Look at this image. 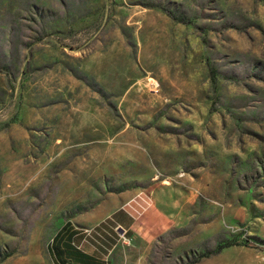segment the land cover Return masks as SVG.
Listing matches in <instances>:
<instances>
[{"label":"rangeland","instance_id":"rangeland-1","mask_svg":"<svg viewBox=\"0 0 264 264\" xmlns=\"http://www.w3.org/2000/svg\"><path fill=\"white\" fill-rule=\"evenodd\" d=\"M116 211L112 264H264V0H0V264Z\"/></svg>","mask_w":264,"mask_h":264},{"label":"crops","instance_id":"crops-1","mask_svg":"<svg viewBox=\"0 0 264 264\" xmlns=\"http://www.w3.org/2000/svg\"><path fill=\"white\" fill-rule=\"evenodd\" d=\"M132 222L134 219L131 215L116 211L105 220H100L97 224L85 228H76L70 223L68 227L70 235L67 241L61 240L63 242L59 241L51 249L50 240L60 228L59 226L45 241H27L22 253L7 259L3 264H80L69 254L71 251L102 264H112L115 257L114 244H112L115 236L119 229L126 233L133 227ZM63 243L68 246L64 247ZM230 251L233 249L228 248L227 252Z\"/></svg>","mask_w":264,"mask_h":264},{"label":"trees","instance_id":"trees-1","mask_svg":"<svg viewBox=\"0 0 264 264\" xmlns=\"http://www.w3.org/2000/svg\"><path fill=\"white\" fill-rule=\"evenodd\" d=\"M69 224L63 223L60 228L55 232V234L52 236L51 240H50V244L49 247L52 249L54 246H56V244L61 241V240H66L68 239L70 232L68 230ZM63 242V241H61ZM64 247H67L68 245L66 243H63ZM69 254H71L74 258H76V260L78 261V263L80 264H102L100 262H96L92 259L87 258L86 256H83L82 254H79L77 252L71 251Z\"/></svg>","mask_w":264,"mask_h":264},{"label":"built area","instance_id":"built-area-1","mask_svg":"<svg viewBox=\"0 0 264 264\" xmlns=\"http://www.w3.org/2000/svg\"><path fill=\"white\" fill-rule=\"evenodd\" d=\"M123 236H124V232L119 229V232L115 236L114 243H116V244H124V243H126V240L124 239Z\"/></svg>","mask_w":264,"mask_h":264}]
</instances>
